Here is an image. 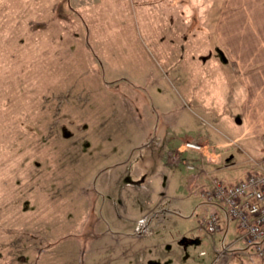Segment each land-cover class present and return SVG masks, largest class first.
<instances>
[{
	"label": "rangeland",
	"instance_id": "rangeland-1",
	"mask_svg": "<svg viewBox=\"0 0 264 264\" xmlns=\"http://www.w3.org/2000/svg\"><path fill=\"white\" fill-rule=\"evenodd\" d=\"M186 1L185 13L171 12L191 30L218 5ZM147 7L137 0H0V264H211L219 256L221 236L200 222L211 211L224 220L223 209L204 204L198 191L213 176L238 175H213L205 164L218 159L207 149L199 170L170 162L168 149L185 137L222 134L209 115L201 123L179 120V110L198 101L177 79L167 83L161 60L173 39L160 25L166 13ZM156 40L160 56L150 43ZM217 55L226 84L213 78L212 94L201 96L231 111L232 77ZM240 149L234 141L220 151L228 161L238 154L249 161ZM194 174L198 183H188ZM161 208L170 213L151 219L146 233L142 221ZM235 239L229 219L224 245L237 251L221 262L263 264Z\"/></svg>",
	"mask_w": 264,
	"mask_h": 264
},
{
	"label": "crops",
	"instance_id": "crops-1",
	"mask_svg": "<svg viewBox=\"0 0 264 264\" xmlns=\"http://www.w3.org/2000/svg\"><path fill=\"white\" fill-rule=\"evenodd\" d=\"M157 1L137 0L141 7L144 5L149 7L146 12H152L156 16L166 13L162 15L165 21L159 18L161 19L160 25L169 30L166 36L173 39L169 43L172 53L168 50L161 60L169 72L170 81L167 83L173 84L172 79H177L180 91L198 101L197 105L189 103L179 110L181 111L180 117L186 115V122L192 124L191 122L198 119L201 123V119L209 115L212 128L222 134L217 137L210 133L199 134L198 132L199 135L197 134L194 138L187 136L184 141L189 140L202 144V149H207L205 155L209 159L213 158L212 155L218 159L215 163L205 164V167L211 170L213 175L234 170L237 177L220 180L235 182L252 171L253 163L246 161V158L241 159V154H238L237 159L228 161L223 156L224 153L220 151L221 149L237 141L241 147L240 153L242 152L245 157L249 155V159L257 160L258 157L264 156V0H218V2L215 0L218 5L212 4L206 11L207 19L200 24L199 28L193 30L187 27L188 24L185 21H181L182 26L177 24L176 17L171 12V9L176 7L179 12L185 13L184 10L188 8L186 0H181L183 2L159 0L160 5H155ZM182 5L184 10H180ZM141 12L146 13L145 10ZM159 41L150 43L160 56V51L156 47ZM179 50L181 51L178 56ZM218 52L222 53V57L228 63L232 77V87L226 89L227 92L230 91L226 100L227 104L230 101L232 104L235 103V106L231 111L227 109L226 112L223 110V102L219 106V104H213L212 101L208 103L201 96L203 91L211 95L213 82L215 80L219 84L220 77L223 78V84H226L224 77L227 80L228 75L222 71L224 69L219 68ZM217 87L218 85L215 87L216 90ZM210 97L212 100V96ZM159 106L164 107L165 104L161 103L157 108H160ZM163 115L167 116L168 113L163 110ZM180 117L179 120H183ZM188 117L192 121H188ZM187 150L181 143L175 149H168L167 156L172 163L184 164L185 161L192 162L197 168L204 166L202 150L200 152L191 150L187 152ZM208 152L212 155L209 156ZM181 154H187V156L182 157ZM234 156L235 154L230 158ZM192 177L193 175L189 177L188 183H198L196 174H194V179ZM142 252H145V249Z\"/></svg>",
	"mask_w": 264,
	"mask_h": 264
},
{
	"label": "built area",
	"instance_id": "built-area-1",
	"mask_svg": "<svg viewBox=\"0 0 264 264\" xmlns=\"http://www.w3.org/2000/svg\"><path fill=\"white\" fill-rule=\"evenodd\" d=\"M186 149L200 152L202 145L186 141ZM253 170L235 183H224L210 178L209 186L200 190V197L209 204L222 207L228 219L235 223L236 239L233 243H243L251 249L252 254L264 261V161L249 159ZM190 170L192 165H186ZM200 229L209 234L221 230L222 222L219 215L209 212L200 222ZM223 250L215 258L214 263L223 257ZM204 254V252H201Z\"/></svg>",
	"mask_w": 264,
	"mask_h": 264
},
{
	"label": "water",
	"instance_id": "water-1",
	"mask_svg": "<svg viewBox=\"0 0 264 264\" xmlns=\"http://www.w3.org/2000/svg\"><path fill=\"white\" fill-rule=\"evenodd\" d=\"M164 213H170V210H167V209H165V208H162V209H160V210L154 212V213H153V214H152V215L146 220V222H145L144 225L147 227L148 224H149V222H150V220H151L152 218L156 217V216L159 215V214H164Z\"/></svg>",
	"mask_w": 264,
	"mask_h": 264
},
{
	"label": "flooded vegetation",
	"instance_id": "flooded-vegetation-1",
	"mask_svg": "<svg viewBox=\"0 0 264 264\" xmlns=\"http://www.w3.org/2000/svg\"><path fill=\"white\" fill-rule=\"evenodd\" d=\"M150 216H151V215H150ZM150 216H148V217L146 218V220H147ZM152 219H153V218H152ZM146 220H145V221H146ZM145 221H144V222H145ZM144 222L142 221V224H144ZM150 222H151V220H150ZM150 222H149V223H150ZM148 225H149V224H148ZM143 228H148V226L146 227L145 225H143Z\"/></svg>",
	"mask_w": 264,
	"mask_h": 264
}]
</instances>
